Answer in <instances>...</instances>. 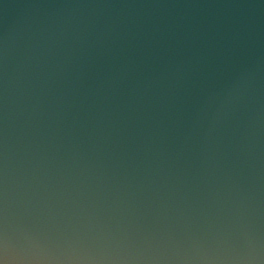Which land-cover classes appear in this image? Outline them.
Returning <instances> with one entry per match:
<instances>
[{
  "label": "clouds",
  "instance_id": "obj_1",
  "mask_svg": "<svg viewBox=\"0 0 264 264\" xmlns=\"http://www.w3.org/2000/svg\"><path fill=\"white\" fill-rule=\"evenodd\" d=\"M0 264H264V0H0Z\"/></svg>",
  "mask_w": 264,
  "mask_h": 264
}]
</instances>
